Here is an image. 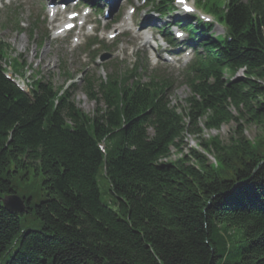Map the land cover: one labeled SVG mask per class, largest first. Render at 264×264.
<instances>
[{
    "label": "trees",
    "instance_id": "16d2710c",
    "mask_svg": "<svg viewBox=\"0 0 264 264\" xmlns=\"http://www.w3.org/2000/svg\"><path fill=\"white\" fill-rule=\"evenodd\" d=\"M170 1L150 0L161 13ZM197 4L226 38L199 36L182 111L168 99L173 80L149 71L143 81V63L134 70L116 63L106 80H86L93 116L68 89L38 76L27 95L4 66L21 77L29 66L0 43V263L264 264V132L253 141L241 133L245 125L264 128V0ZM6 18L26 31L17 9ZM38 28L29 25L32 40ZM212 28L190 30L198 39ZM200 123L206 130L236 123V136L182 154L184 135H200ZM100 177L111 207L101 200ZM12 194L24 200L23 213L3 207ZM27 219L39 228L25 230Z\"/></svg>",
    "mask_w": 264,
    "mask_h": 264
},
{
    "label": "rangeland",
    "instance_id": "374dc122",
    "mask_svg": "<svg viewBox=\"0 0 264 264\" xmlns=\"http://www.w3.org/2000/svg\"><path fill=\"white\" fill-rule=\"evenodd\" d=\"M190 1L192 3L195 2V0ZM48 2L49 0H0V43L6 44L11 48V52L9 53L12 58L20 56L22 61H26L27 65L29 66L25 70V78H23L24 80L19 79L22 83H24L26 86L29 85L30 87L34 81L33 78L38 76L39 79L43 78L44 81L50 82L55 88H63L64 90L68 89V91L73 95L77 108L83 111L85 114L93 116L97 107V103L90 100V98L85 94L84 87L86 86V80L88 78H93L100 83V80L107 79L110 73L108 71V66H110L112 61L102 63L98 62L97 64H93L91 60L92 56L89 55L88 51H85L84 48L86 40L85 38L83 40L80 39V42L82 43L77 47L72 44V40L70 39V36L73 35H70L65 39H55L53 34V26L58 24V20L52 22L49 18H47ZM136 4L138 6L140 5V3L133 2L134 6ZM129 5L130 4L128 0H122L116 11L112 14L110 21L103 20V17H101L102 24L100 25L97 23L98 17H96V20L95 18H91L94 23L92 28L97 27L99 31H102V27L105 26V24L116 20L121 14L126 15L125 12L128 10ZM15 8L19 11L21 27H24L26 30L23 33L14 29L11 25L6 24L8 20L6 18V13L9 9ZM149 10L150 8L138 9L136 12V17L140 20V22H144L143 18L147 17L146 14L149 13ZM201 13L202 12H199V14ZM34 21H38L39 28L36 30L32 40L27 29L31 23H34ZM151 23V20L147 21V25H150ZM171 23L172 17H166L155 21L153 24H151L153 29L148 30L149 32H147V36H155L157 35V32H161L164 29L167 30L168 25ZM108 33L109 32L104 31L101 33V35L104 36V38H107ZM223 33V28L215 24L214 36L223 35ZM46 34L47 38L43 42V46L40 47L43 36ZM139 36H142V34H139L138 37ZM115 41H118L119 43L115 47H111L110 52H100V55L110 56L112 60L117 59L118 61H123L127 65L131 66L135 62V51L139 48L141 50V55L145 56L146 58V63L149 64V58L147 59L146 56L152 58V60L149 59V65H151L152 69L160 68L168 75H172L174 78L178 79V83L169 97L171 107H176L180 109V111L186 107L185 101L190 97L191 93L188 87L183 84V79L181 76L184 69L183 67L191 60L192 55H190L188 58H183V61H188L185 65L174 63L171 64V62H169V64H164V62L159 63L157 61V57L160 53H155V58L154 53L149 51V47H142V41L134 39L133 36L122 39L118 38ZM113 42L108 39L102 40V43L106 45H111ZM123 66L124 65L120 66V68ZM62 68H66L72 77L68 78L65 76ZM241 78H244V72H240L237 75V79ZM147 81L148 79L146 77L145 82ZM73 85H75L76 88L71 90ZM198 128L203 131L200 135H194L189 132L184 135L182 154H187L189 149L201 151L199 148V143L208 141L209 139L215 137H218L223 145H229L231 139L236 136L237 125L236 123H231L223 125L218 130H206L203 126V123H200ZM263 129L264 128L257 127L253 124L245 125L241 133L244 137L253 141L263 134ZM171 155V161H176L181 156L176 154L175 149H172ZM208 158L210 162L216 164L213 157L208 155ZM98 185L102 202L105 205L111 207L112 196L109 194L108 181L105 178L100 177L98 180ZM26 221H28V223L26 222L27 225H24L25 230H36L39 228V226H34V223L30 219H27ZM12 254L13 251L10 253V256H7L5 259L10 260ZM0 264H4V261H2Z\"/></svg>",
    "mask_w": 264,
    "mask_h": 264
},
{
    "label": "water",
    "instance_id": "95a60500",
    "mask_svg": "<svg viewBox=\"0 0 264 264\" xmlns=\"http://www.w3.org/2000/svg\"><path fill=\"white\" fill-rule=\"evenodd\" d=\"M2 205L10 213L21 214L25 211V202L17 195H10L2 200Z\"/></svg>",
    "mask_w": 264,
    "mask_h": 264
},
{
    "label": "snow or ice",
    "instance_id": "6c2138e0",
    "mask_svg": "<svg viewBox=\"0 0 264 264\" xmlns=\"http://www.w3.org/2000/svg\"><path fill=\"white\" fill-rule=\"evenodd\" d=\"M179 3L183 4L184 3V0H178ZM190 11V9H189Z\"/></svg>",
    "mask_w": 264,
    "mask_h": 264
},
{
    "label": "bare ground",
    "instance_id": "6f19581e",
    "mask_svg": "<svg viewBox=\"0 0 264 264\" xmlns=\"http://www.w3.org/2000/svg\"><path fill=\"white\" fill-rule=\"evenodd\" d=\"M139 37L143 39V35H142V36H139ZM145 40H146V38H145ZM147 44H148V43H147Z\"/></svg>",
    "mask_w": 264,
    "mask_h": 264
}]
</instances>
